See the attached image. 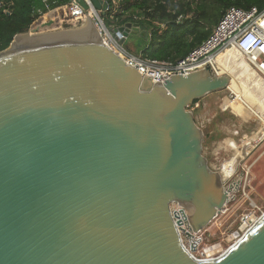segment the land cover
<instances>
[{"label": "water", "instance_id": "obj_1", "mask_svg": "<svg viewBox=\"0 0 264 264\" xmlns=\"http://www.w3.org/2000/svg\"><path fill=\"white\" fill-rule=\"evenodd\" d=\"M58 11L0 51V264H264V213L226 236L227 249L209 245L222 253L208 260L187 252L170 213L182 205L196 232L229 200L203 153L214 125L201 129L189 107L230 76L157 82L88 16L65 27ZM111 31L120 44L146 38L137 22Z\"/></svg>", "mask_w": 264, "mask_h": 264}, {"label": "rangeland", "instance_id": "obj_2", "mask_svg": "<svg viewBox=\"0 0 264 264\" xmlns=\"http://www.w3.org/2000/svg\"><path fill=\"white\" fill-rule=\"evenodd\" d=\"M122 6L116 4L111 14ZM103 18L110 27L105 14ZM61 20L62 23L67 21L66 18ZM122 45L139 56L145 40L131 33ZM234 54L230 68L237 59L243 60V71L237 73L233 84L230 82V89L237 97H231L228 89L213 92L201 98L204 105L191 110L201 129L214 125L203 137V153L208 163L213 165L214 171L221 172L225 186L239 178L237 190L206 227L205 243L219 242L225 248L228 246L226 236L239 227L245 215L264 213V78L240 54Z\"/></svg>", "mask_w": 264, "mask_h": 264}, {"label": "built area", "instance_id": "obj_3", "mask_svg": "<svg viewBox=\"0 0 264 264\" xmlns=\"http://www.w3.org/2000/svg\"><path fill=\"white\" fill-rule=\"evenodd\" d=\"M43 1L47 2L48 0ZM84 1L88 5L87 9H84L75 0H69L66 5L47 10L44 13L39 12L40 16L35 19L32 24L43 19L45 15L53 11L58 12L59 9L63 11V18H66L67 21L80 20L88 16L94 28L101 36L102 41L110 49L121 56L126 63L138 68L143 74L155 79L157 82H163L171 75H187L200 69H207L214 75L228 74L230 76L220 65L218 58L219 55L227 51L240 54L248 65L258 75L264 78V8L258 9L255 6L248 9L235 6L229 7L212 28L211 33L206 39L192 48L185 56L174 61H168L143 57L141 55L137 56L127 51L111 31V28L117 25L111 23V26L107 27L104 22L103 15L109 11V3L107 2L108 6L105 10H96L90 0ZM110 1L115 6L122 0ZM0 10L6 12L1 2ZM112 19L113 15L111 14L110 20ZM226 89L230 91L231 97H237L234 91L230 89V84ZM201 105H204V103H201V99H198L189 109L194 110ZM208 165L213 170V165H211V163H208ZM219 174L221 175V172H219ZM221 178L223 181V176H221ZM233 193L234 192H232V194ZM232 194H228L229 198ZM170 213L180 234L183 247L194 258L198 260H208L222 253L213 255L207 254L205 249L211 244L205 243L206 227L196 232L191 231L186 221V209L182 205L172 202L170 204ZM252 215L255 216L253 221L250 220ZM260 215H256L253 212L249 213L243 217L241 223H246L248 229ZM229 246L230 244H228L226 248L223 247V250L227 249Z\"/></svg>", "mask_w": 264, "mask_h": 264}, {"label": "trees", "instance_id": "obj_4", "mask_svg": "<svg viewBox=\"0 0 264 264\" xmlns=\"http://www.w3.org/2000/svg\"><path fill=\"white\" fill-rule=\"evenodd\" d=\"M108 21L114 25L137 22L144 26L146 38L140 55L174 61L185 56L206 39L223 13L231 6L264 8V0H122L113 14L110 0ZM0 51L7 48L15 35L28 31L32 22L47 10L66 5L69 0H0ZM67 22V21H66ZM63 22L65 27L67 23Z\"/></svg>", "mask_w": 264, "mask_h": 264}, {"label": "bare ground", "instance_id": "obj_5", "mask_svg": "<svg viewBox=\"0 0 264 264\" xmlns=\"http://www.w3.org/2000/svg\"><path fill=\"white\" fill-rule=\"evenodd\" d=\"M57 16H58L57 11H53V12L45 15L43 17V19H41V20H47L48 18H55ZM233 56H236V55L230 51H227L226 53L218 56L219 61H220V65L224 68V70H226L230 74L232 84H233V82H235V79L237 77V73L240 72V70L243 71V69H242L243 68L242 67L243 66V64H242L243 60H241V59L240 60L237 59V61L234 63L235 65H233V67L230 68L232 65L230 63V61L233 58ZM238 182H239V178H236L231 182V186L229 188V194H232V192H235L237 190V188L239 187Z\"/></svg>", "mask_w": 264, "mask_h": 264}, {"label": "crops", "instance_id": "obj_6", "mask_svg": "<svg viewBox=\"0 0 264 264\" xmlns=\"http://www.w3.org/2000/svg\"><path fill=\"white\" fill-rule=\"evenodd\" d=\"M105 1V0H104Z\"/></svg>", "mask_w": 264, "mask_h": 264}]
</instances>
